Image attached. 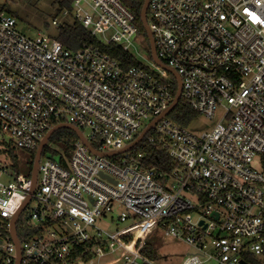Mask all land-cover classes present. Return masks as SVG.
<instances>
[{
    "label": "built area",
    "instance_id": "built-area-1",
    "mask_svg": "<svg viewBox=\"0 0 264 264\" xmlns=\"http://www.w3.org/2000/svg\"><path fill=\"white\" fill-rule=\"evenodd\" d=\"M72 4L84 27L139 63L124 67L97 44L73 50L42 31L27 36L0 6V142L33 150L65 119L97 149L115 151L157 119L148 141L173 165L144 164L146 152L133 148L97 154L79 137L70 156L42 154L25 205L31 176L0 180V249L8 251L0 261L15 264L10 220L23 207L18 225L35 197L42 204L26 215L38 232L18 235L21 264H162L147 250L157 226L195 248L182 264H264V0H149L157 53L178 72L181 98L209 119L221 114L202 132L165 113L173 74L155 62L123 0ZM116 209L127 225H99Z\"/></svg>",
    "mask_w": 264,
    "mask_h": 264
},
{
    "label": "rangeland",
    "instance_id": "rangeland-1",
    "mask_svg": "<svg viewBox=\"0 0 264 264\" xmlns=\"http://www.w3.org/2000/svg\"><path fill=\"white\" fill-rule=\"evenodd\" d=\"M0 6H3L9 14L16 17L18 30L30 37H35L39 31H42L53 38H57L59 24L72 22L75 19L74 11H69L66 7L59 10V0H0ZM54 19H56L59 24L53 23ZM220 116L221 114L218 113L214 119H209L202 114H198L190 123L189 128L195 132L209 130L220 120ZM146 123L147 120L145 121V124ZM85 132L87 133L86 129ZM47 146L52 152L60 151L61 153H65L63 145L56 138H50L47 142ZM11 151L12 152L7 151L6 146L0 142V165L5 166L9 174H11L8 175L7 172L0 171V180L4 182L16 180L15 175L17 171L27 173L30 169V162L32 160L31 149L15 145ZM13 154L15 157H13ZM14 161L18 164V167H16L17 170L10 166ZM40 204L42 203L34 197L21 217H24L28 210L38 207ZM112 215L114 218L109 214L102 222H98L99 225L109 231H115L117 226L122 227L127 225L128 222L118 220L117 209ZM27 220L29 223H34V220L31 218ZM149 240L159 249L160 255H162V264H182L187 253L194 252L195 250L192 245L188 244L183 239L167 236L165 234V229L159 226L150 233ZM3 243L6 246L7 239H5ZM7 254L8 251L6 247L0 249V259H3ZM204 264H216V262L214 260H209Z\"/></svg>",
    "mask_w": 264,
    "mask_h": 264
},
{
    "label": "trees",
    "instance_id": "trees-1",
    "mask_svg": "<svg viewBox=\"0 0 264 264\" xmlns=\"http://www.w3.org/2000/svg\"><path fill=\"white\" fill-rule=\"evenodd\" d=\"M123 2L134 12L140 33L143 36L146 44L149 45L147 32L141 19V13L145 0H123ZM59 3V10L63 9L64 7H66L69 11L73 10L72 0H59ZM57 38L62 41L67 48L73 50H76L85 44L100 45L104 51L110 53L113 57L120 60L124 67L139 63L138 59H136V57L131 52L124 49L121 44L115 42L105 43L101 41L100 38L92 34V32L86 27H84V25L77 19H74V21L72 22H65L59 24V32ZM171 76L173 78V95L176 96L178 91V83L176 78L173 75ZM197 115L198 113L189 104H187L183 98H181L179 103L170 113V116L176 122L186 126H189L192 120L197 117ZM61 122H65V119L56 121L55 124ZM152 133L153 130L147 133L144 139L135 147H133L131 152L136 154L140 150H144L146 152L143 161L144 164H147L149 166L158 165L161 168L166 167L167 170H169L173 165L172 159L170 158L168 151L163 147V145L159 141H148V137ZM51 138H56L63 145V150L65 153L62 154L70 156L73 143L78 139V135L73 129L64 127L55 131ZM92 144L96 148L99 147L98 143L95 140L92 141ZM36 150L37 147L32 150V160L30 162V169L29 172H27L29 176H31L32 173ZM49 151L50 149L46 144L43 150V155L47 154ZM9 152H12L11 149H9ZM53 153L61 152L55 151ZM13 157H15L14 154ZM13 167H18L16 161L13 162ZM38 227V225L29 223L25 215L24 217H21L18 222V235L21 239H24L29 235L36 234L38 232ZM147 250L152 256L160 257L159 249L152 243H148ZM0 264L4 263L0 261Z\"/></svg>",
    "mask_w": 264,
    "mask_h": 264
},
{
    "label": "water",
    "instance_id": "water-1",
    "mask_svg": "<svg viewBox=\"0 0 264 264\" xmlns=\"http://www.w3.org/2000/svg\"><path fill=\"white\" fill-rule=\"evenodd\" d=\"M148 5H149V0H145L144 6H143V9H142V13H141V19H142V22L144 24L145 30L147 32V36H148V39H149V44H150V50H151L152 57H153V59L155 60V62L157 64H159L160 66H162L165 69H167L168 71H170L175 76V78L177 79V82H178L177 94H176L173 102L171 103L170 107L165 112V113H169L176 107V105L181 100L182 83H181V79H180V76H179L178 72L174 68H172V67L168 66L167 64H165L161 60V58L159 57V55L157 53L154 36H153V33L151 31V28L149 26L148 19H147ZM156 121H157V119H154L153 121L148 123L140 131L138 136L131 143H129L126 147H124L122 149H119V150H115V151H101V150L95 148L91 144V142L85 137L83 131L74 123L65 121V122H61V123H58V124L54 125L53 127H51L47 131V133L44 135V137L40 141V144L37 147L36 155H35V158H34V164H33V168H32V173H31V178H32L31 193L28 195L24 205L30 200L31 194L33 193V191L35 189V186L37 184L39 162H40L41 156L43 154V150L45 148V145L47 144L48 140L51 138L53 133L55 131H57L58 129L64 128V127L65 128H71L77 133L78 137L81 138L89 146V148L93 152H95L97 154L105 155V156H112V155H115L117 153L129 151L133 147H135L137 144H139L144 139V137L147 135V133L150 131V129L153 127V125L156 123ZM22 209H23V207L10 220V224H11L10 225V232H11V235H12V237L15 240L16 245H17V258H16L15 264H21V254L22 253H21V246H20L19 237H18V234H17V221H18V218L20 216V213H21ZM26 218L28 219L29 215H26Z\"/></svg>",
    "mask_w": 264,
    "mask_h": 264
}]
</instances>
